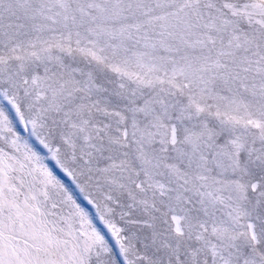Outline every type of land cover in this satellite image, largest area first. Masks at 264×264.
Wrapping results in <instances>:
<instances>
[{"label":"snow or ice","instance_id":"6c2138e0","mask_svg":"<svg viewBox=\"0 0 264 264\" xmlns=\"http://www.w3.org/2000/svg\"><path fill=\"white\" fill-rule=\"evenodd\" d=\"M0 264H264V0H0Z\"/></svg>","mask_w":264,"mask_h":264}]
</instances>
